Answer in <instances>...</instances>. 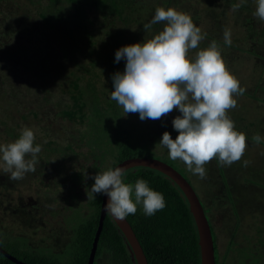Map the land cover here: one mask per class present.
Masks as SVG:
<instances>
[{"label": "rangeland", "instance_id": "obj_1", "mask_svg": "<svg viewBox=\"0 0 264 264\" xmlns=\"http://www.w3.org/2000/svg\"><path fill=\"white\" fill-rule=\"evenodd\" d=\"M163 1L167 0H111L104 9L90 6L83 0H79V4L73 3L72 6L76 4L82 11V16L70 9L68 14L80 23H73L71 27L78 31L76 39L82 41L77 42V51L71 55L69 51L63 53L59 43L45 36L52 33V30L43 25L39 13L51 1L0 0V145L16 140L5 134L2 123L15 135L27 127L34 132L33 146H41V155L46 154V149L55 148L50 151L56 150L52 155L66 153L64 160L67 161L68 154L75 152L76 158L71 167L82 166L84 175L88 173L92 156L89 146L85 144L88 143L87 138L84 142L81 137L86 131L87 120L81 122L60 115L62 110L72 108L71 95L73 84H76L81 98L88 104L83 106L84 114L88 115L89 110L95 108L98 116L103 114L109 118L110 127L100 125L102 130L111 132L118 119L125 123L127 130L135 133L134 129H137V134L144 140L147 139L144 135L150 134L149 142H143L142 147L151 149L150 158L178 168L190 182L208 217L213 236L216 237V231L221 239L218 240L219 251L225 256L229 243L227 237L231 238L235 229L234 243H229L231 255H227L226 264H264V246L258 245V236L261 238L263 234L258 229V223L264 225V21L254 15L256 0H232L229 4L227 0H185L189 4H184L185 7L188 6L186 10L173 7L190 15L204 35L198 49L191 50L188 57L194 59L196 51L207 48L215 40L222 58L225 56L223 60H228L225 62L227 69L238 79L240 87L245 89L243 95L234 96L237 106L229 110L231 115L229 111L227 113L235 124V130L247 137L245 153L240 161L233 162L230 166H223L214 158L204 165V179L185 170L181 165L182 161L171 160L167 148L159 144L163 133L168 132L165 122L172 124L173 119L181 115L178 110L160 120L141 121L138 113L126 114L111 99V92L114 91L112 76L117 72L123 73L126 63L123 59L119 63L115 62L116 51L124 46L152 39L163 30L164 23H159L158 31L152 27L150 30L143 28L144 24L152 20L157 7L165 10L171 8L172 4L165 6L162 5ZM59 2L63 6L68 5L66 0ZM240 5L247 8L240 10ZM3 15L11 18H4L2 21ZM22 16L35 22L30 36L31 48L28 46L29 40L20 42L21 38L18 40L14 35L9 37L6 33V26L11 28L14 24L12 20ZM251 25L256 31L254 37ZM225 30L231 33V46L224 43ZM250 37H253L251 41ZM235 47L252 50V54L234 50ZM110 61L114 65L113 72L109 69ZM257 80L260 82L258 86H254ZM97 122L99 123L98 120ZM99 127L90 134L97 135ZM172 131L174 130L170 132ZM257 134L261 136L259 144L252 139ZM159 136L161 139L157 140ZM171 138L174 140V136L171 135ZM152 143H156V146L153 147ZM68 146L71 148L65 150ZM57 158V162L49 159L45 167H40L37 161L35 172H27L22 179L16 181L9 180L10 173L3 170V162L0 160V179L4 178L5 187H10L3 191V198L0 196V222L3 225L0 228V240L5 243V248L15 242L23 245L24 249L34 247L36 251L45 253L58 254L57 252L66 248L71 235L62 224V219L70 212L66 209V196L70 197V194L79 197L83 213L87 210L84 208V194L89 189L86 190L81 185L69 188L68 181L73 179L71 173L67 176L66 173L71 172V167L68 162L62 163L61 156ZM26 159H31V156H26ZM50 167L56 170L55 173L50 171L51 175L50 172L44 173V178L48 179H43V182L46 181L50 192L43 193L36 185L38 182L41 188V182L36 178L40 179L42 175H36H39L38 171H48ZM61 169H65L64 172L59 171ZM77 174L81 176V173ZM217 189L224 192L226 201L230 200L231 212L225 210L223 213L216 206L211 207V210L207 209L212 203V191ZM51 207L52 211L49 209ZM45 210L50 211L49 216L44 214ZM75 210L78 211L73 208L69 219ZM235 211H238L237 214ZM210 215L216 222L215 230ZM220 215H231V218H225V224H220ZM30 224H34L33 230ZM51 234L55 237L52 238ZM9 240L13 242L8 243ZM239 244L253 251H247L246 254L243 248L242 251L238 249Z\"/></svg>", "mask_w": 264, "mask_h": 264}, {"label": "clouds", "instance_id": "obj_2", "mask_svg": "<svg viewBox=\"0 0 264 264\" xmlns=\"http://www.w3.org/2000/svg\"><path fill=\"white\" fill-rule=\"evenodd\" d=\"M256 3L254 15L264 21V0ZM157 23H164V27L154 38L116 51L115 62L123 59L126 63L123 73L112 76L111 99L126 114L138 113L141 121L160 120L178 110L181 115L172 121L178 136L173 140L164 132L159 144L167 148L171 160L179 159L188 171L204 179V165L214 158L219 164L230 166L245 153L247 137L235 130L227 115L237 106L234 96L243 95L245 89L227 69L215 40L196 51L194 59L188 57L204 39L190 15L157 7L143 28L150 30ZM223 39L231 46L230 31H224ZM34 139V132L26 127L14 142L0 145V160L3 170L10 173L9 180H20L25 173L35 172L41 146H33ZM252 139L259 144L261 136L257 134ZM29 155L31 159H26ZM124 175L125 170L118 167L92 177L95 182L91 193L109 197L104 208L107 215L123 221L137 212V205H142L146 216L163 210L166 205L161 193L153 191L144 179H138L134 186L126 184Z\"/></svg>", "mask_w": 264, "mask_h": 264}, {"label": "trees", "instance_id": "obj_3", "mask_svg": "<svg viewBox=\"0 0 264 264\" xmlns=\"http://www.w3.org/2000/svg\"><path fill=\"white\" fill-rule=\"evenodd\" d=\"M49 1H51V3L48 4L46 7H44L43 10L40 11L39 13L40 18L43 21V25L45 27H48L49 30L50 29L52 30L51 31L52 33H50L49 35L46 34L45 36L51 37L55 43L56 42L59 43L63 53L69 51L70 54L72 55L77 51L75 45L77 44V42L81 43L82 40L80 39L78 41V39H76V34L78 31L77 32L74 31V29L71 27L73 23H76V25L80 23L72 19L68 13L70 12L69 11L70 9H73L75 10V13L82 16V14L80 13L82 11L79 10L78 6L76 4L75 6H72V4L75 2L79 4V0H66V2H68V5L66 6H63L62 3L59 2V0H49ZM83 1L88 3L90 6L99 9H104V7L107 8L108 1L111 2V0H83ZM231 1L232 0H227L228 2L227 4L232 3ZM184 4H188V3H186L185 0L184 1L167 0V1H163L162 3V5L171 6V8L177 7V8H181L182 10H186L189 4L186 7L184 6ZM238 8L241 10L247 7L246 6L243 7L242 5H240ZM4 18L6 19L11 17L10 16L7 17V15H3L1 20L3 21ZM28 20L29 18H26L25 16L19 17V19L15 21L12 20L14 24L12 25L11 28L8 25L6 26L5 29L9 37L14 35L17 37L18 40L19 38H21L20 42L29 40L28 46L29 48H31L32 43L30 36H32L33 28H34L33 26L35 22H31ZM152 28L155 31H158L159 23L154 24ZM251 29H253V25H251ZM84 30L87 31V28L86 29L84 28ZM252 33L254 37L256 31H254L253 29ZM90 37L91 35H89V38ZM253 37H250V41L253 39ZM133 39L135 40V36H133ZM87 40L88 38L86 39V42ZM35 49L36 48H34V50ZM234 50H239L244 53L245 51H247L252 54V50L250 51L249 49L243 50L240 49L239 47H235ZM32 53H34L33 49H32ZM109 65H110L109 69L113 72L114 65L111 61L109 62ZM259 82L260 81L257 80L254 86H258ZM73 89L74 90L71 95L73 106L72 108L70 107L69 109L62 110L60 112V115L68 117L69 119L75 118L81 122L84 119L87 120L86 131L82 133L81 137L84 142L85 139L87 138L88 143L85 142V144L89 146V152L90 155L92 156L91 159L92 162L87 168L88 173L84 175L82 166L78 168L75 167L76 169L71 167L73 165V161L76 158L75 152L68 154L69 159L65 161L64 159H66L65 157L66 153L62 155L53 156L52 154H54V151L56 150L52 152L50 151L51 149H55V148H48L46 149L47 150L46 154L41 155L40 153H38L36 159L40 167H45L46 166L45 164L48 163L49 159L53 162H57L58 160L57 156H61L63 158L62 163L68 162L69 163L68 165H70L69 167H71V172H67L66 176L71 173L70 176H72L73 179L72 181L70 180L68 181L70 184L69 188L74 189V187L76 188V185L79 186L81 185L84 188H86V190L89 189L84 194L85 197L84 208H86L87 210L81 213L82 205L79 202L80 201L79 197H77L76 195L72 196L70 194H69L70 197L66 196V199L68 200L66 209H68L71 212L73 208H76L78 211L75 210V212L72 213L73 215H71L70 219H69L70 212L64 219H62V224L65 227V230H68L71 235L69 236V241L67 243L66 248L61 249L60 250L61 252H57L58 254L40 252L39 250L36 251V248L34 247L33 248L26 247L24 249L22 245H19L16 242L12 245L10 244L11 246L9 248H5V243L0 240L1 248H3L5 251H7L9 254H11L19 261L24 262L26 264H86L90 253L94 234L97 228L99 209L101 204V196H102V194L91 193L90 189L95 182L94 179H92V177H94L98 173H102L108 170L109 168H113L118 163L129 158H134V157L150 158L151 149L148 150L142 147L143 142H149L150 134L146 136L147 134L144 135L142 131L139 130L141 134H143L147 138L146 140H144L141 135L137 134L138 133L137 129H134V131L136 130L135 133L127 130L125 128V123L118 119L117 122L113 124V128L111 132H106V129L102 130L100 125L110 127L109 118L103 116V114H101V116H98L95 112V108L90 109L89 114L85 115L83 106H87L88 104L85 103L86 101L84 100V98H81L82 96L76 84H73ZM97 120L99 121V123L97 122ZM165 124L164 125L167 128L168 133L174 136V140H175L176 135L178 133L174 130L172 124L170 123L168 124V122H165ZM2 126L7 136H11L12 138L15 139L19 138L20 134L15 135L12 130L9 131L8 126L4 125V123H2ZM98 127H99L98 134L91 135L90 132ZM171 130L174 131L170 132ZM151 131L153 132V128H151ZM159 139H161L160 136L159 138L157 137V140ZM152 146L155 147L156 143H152ZM70 148L71 147L68 146L64 149L67 150ZM168 165L173 167L186 179V177L181 173V171L178 168H175L171 164ZM181 165H183L184 169L187 170V167L184 163L183 164L181 163ZM55 170L56 169L54 167L52 168L50 167L48 171L45 170L38 171L39 175L36 176L40 177L42 175L43 177V178L40 177V179L36 178L37 181L41 182V188H39V183L36 181L35 182L38 189L41 192L43 193L50 192V187H48L46 183L48 178L46 177L44 178V173L50 171L54 172ZM64 170L65 169H61L59 171L64 172ZM77 170H79V172H77ZM52 172H50V175ZM77 173H81V176ZM43 179H46V181L43 182ZM138 179H144L145 181H147L148 186L153 191H157L161 193L164 197V201L166 205L163 208V210L157 211L152 216H146L143 212L142 205H137V212L134 215L130 214L126 217L127 222L131 226L143 250V253L147 260V264H200V249L198 246V235L196 231V226L192 214L189 211L187 200L184 197L181 190L179 189V187L164 174L160 173L159 171L146 167H135L125 171L123 182L126 184H132L134 186L135 182ZM4 181H5L4 178L0 179V196H2V198L4 196L3 191L10 188L8 186L5 187ZM186 181L190 184V182L187 179ZM64 195H66V192H64ZM211 197H212L211 198L212 203L210 202L211 206L207 207L208 210H211V207L216 206L217 207L216 209L219 211L222 210L223 213L225 212V210H229L231 212V205L229 203L230 200L228 199L226 201L227 198H225V194L221 189L220 191L218 189L216 191L215 190L212 191ZM132 199L133 202H135L134 192ZM35 202L36 199L34 201V204ZM70 202H72L74 205ZM52 207L49 209L53 210ZM48 212L49 211L45 210L44 214L46 215V213ZM208 212L210 213V211ZM237 212L235 211V214H237ZM226 215H228L227 211H226ZM219 217L217 218H219V222L221 221L220 224H223V222L225 224V218L227 217L231 218V215L227 217L226 216L223 217L222 215H220ZM206 218L208 220L207 216ZM211 223L213 224L214 226L213 228L215 230L216 222L213 218H211ZM262 224L263 223H258V229L261 231V233H263L261 234V238H258V243H259L258 245L264 246V229H263L264 225ZM209 226H210V222H209ZM211 233H212V229H211ZM215 235L216 237H213L212 234V237L214 244L217 246L220 237H218L216 231H215ZM234 236H235V229L233 236L231 238H229V236L227 237L229 243L231 242L234 243ZM12 240H9L8 243ZM229 243L228 246H226V250L228 252L225 253L226 256L224 255L225 264L227 260L226 259L227 255L228 256L231 255L230 254L231 245ZM242 248L243 251H245L244 253L246 254L247 251L249 252L253 251V249H250L249 247L247 249V247L245 246L242 247V245L239 244L238 249L242 251ZM234 253H237V251ZM217 256L215 258V264H224V260L220 259L219 254H217ZM247 257H245V259H247ZM219 261H221V263ZM0 264H15V263L11 262L2 254H0ZM93 264H136L126 239L124 238V236L122 235V233L120 232V230L115 225V223L113 222V220L110 218L109 215H106L103 221V226L98 240L97 250L95 253Z\"/></svg>", "mask_w": 264, "mask_h": 264}, {"label": "water", "instance_id": "obj_4", "mask_svg": "<svg viewBox=\"0 0 264 264\" xmlns=\"http://www.w3.org/2000/svg\"><path fill=\"white\" fill-rule=\"evenodd\" d=\"M118 167L123 168L125 171L135 167H146L159 171L160 173L170 178L183 193L184 197L187 200L189 211L192 214L198 235V246L200 249V264H215L214 245H213V238H212L209 222L204 214L203 207L201 205L199 198L197 197L191 185L186 181V179L178 171H176L173 167L169 166L168 164L147 157H134V158L126 159L115 165L112 169ZM108 202H109V197L105 194H102L97 228L94 234V238L92 241L90 253L86 264H93L95 253L97 250L98 240L103 226V221L107 215V213L104 211V208ZM110 218L113 220L115 225L118 227V229L126 239L132 251L133 257L135 259V263L147 264V260L143 253V250L131 226L127 222L126 218L123 221H118L114 219L112 216H110ZM0 254H2L4 257H6L8 260H10L15 264H26L13 257L11 254H9L1 247H0Z\"/></svg>", "mask_w": 264, "mask_h": 264}, {"label": "flooded vegetation", "instance_id": "obj_5", "mask_svg": "<svg viewBox=\"0 0 264 264\" xmlns=\"http://www.w3.org/2000/svg\"><path fill=\"white\" fill-rule=\"evenodd\" d=\"M35 210V209H34ZM50 211H52V210H50ZM50 211L47 213L48 214V216L50 215ZM1 226H3L2 224H1V222H0V228H1ZM30 227H31V229L33 230V228H34V224H30ZM48 234V233H47ZM52 238H54L55 236L53 235V234H51L50 235ZM214 237V236H213ZM212 237V238H213ZM258 238H259V236H258ZM19 245H21L20 243H18ZM213 245H214V260H215V258H216V256H217V254H219V256H220V259L221 260H224V264H225V259H224V254H220V252H219V246L217 245H215L214 244V241H213ZM23 246V245H22ZM129 246V245H128ZM130 248V247H129ZM131 250V249H130ZM132 252V251H131ZM133 255V254H132ZM218 257V256H217ZM134 258V257H133ZM135 260V259H134ZM220 263H221V261H219Z\"/></svg>", "mask_w": 264, "mask_h": 264}, {"label": "crops", "instance_id": "obj_6", "mask_svg": "<svg viewBox=\"0 0 264 264\" xmlns=\"http://www.w3.org/2000/svg\"><path fill=\"white\" fill-rule=\"evenodd\" d=\"M227 56H228V55H227ZM224 57H225V56H224ZM224 57H223V59H224ZM226 60H227V59H226ZM227 61H228V60H227ZM227 61H224V62H226V63H227ZM253 85H254V84H253ZM229 115H231V114H230V111H229ZM230 117H231V116H230ZM231 118H232V117H231Z\"/></svg>", "mask_w": 264, "mask_h": 264}]
</instances>
